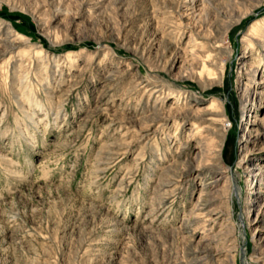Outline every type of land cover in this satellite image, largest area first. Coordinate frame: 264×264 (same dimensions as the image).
Listing matches in <instances>:
<instances>
[{
	"label": "rangeland",
	"instance_id": "374dc122",
	"mask_svg": "<svg viewBox=\"0 0 264 264\" xmlns=\"http://www.w3.org/2000/svg\"><path fill=\"white\" fill-rule=\"evenodd\" d=\"M151 1L0 0V18L29 39L0 56V264H195L197 244L211 264H264V46L243 41L264 19V0L231 29L224 78L207 89L179 77L190 53L160 60L165 46L144 42L171 18L172 0H158L149 15ZM187 30L174 35L182 47ZM169 60L174 66L163 68ZM170 90L226 107L224 162L206 174L229 175L232 188L214 194L210 236L194 211L202 180L193 172L203 160L188 137L192 121L181 129L170 121L147 138L139 129L152 112L178 106ZM177 153L176 169L193 174L172 184L163 176Z\"/></svg>",
	"mask_w": 264,
	"mask_h": 264
},
{
	"label": "bare ground",
	"instance_id": "6f19581e",
	"mask_svg": "<svg viewBox=\"0 0 264 264\" xmlns=\"http://www.w3.org/2000/svg\"><path fill=\"white\" fill-rule=\"evenodd\" d=\"M6 1L18 4L17 0ZM154 1L155 4L153 3ZM162 1L163 0H161V2ZM260 1L261 0H200V7L196 9L197 0H172L171 6H167V3L165 5L166 7H170L171 9H169V12L171 13L170 21L155 29L154 32L148 37L149 40H144V42H149V48H151L155 44V42H161V44L165 46L164 51L161 55L162 59L160 60H163L164 57L168 55L169 51H174V55L181 54V56L185 55L186 53H190L193 56H191L193 58L192 62L189 64L186 72L180 74L179 77L195 79L204 89L213 87L215 84L222 82L226 70L227 59L231 56L230 45L226 42L231 29L234 25L241 22L249 14L253 13L254 9L257 6V3ZM151 2L152 9L147 12L149 15L154 14L155 9H157L156 6L158 5V0H152ZM38 9V6H36L35 8L33 7L31 12L39 22V25L44 28L46 27V25H44L41 21V18L37 16L39 12ZM202 9L204 10V13L201 12ZM186 28L188 29L187 31H189L188 42L186 43L185 47H182L178 42V39L176 40L174 38V35H176L177 33L181 35V32H183ZM66 39L67 37L63 40L57 41L58 38H56V40L52 41L53 43H61ZM243 41L249 46L254 41H258L264 46L263 18L254 21L247 33L243 36ZM27 42H29V39H27L25 36L19 35V33L9 22L0 18V56L10 50H13L19 45H28ZM34 47H39L38 50H34L35 52H37V54L40 53L41 55V53H48V56H50V58L55 59L57 57V55H55L54 53H50L42 46ZM77 54L78 53L75 51H69L65 55L74 56ZM170 61L171 60L166 61L165 64L163 63V68L170 69V67L173 65V63H171ZM185 61H182V63H185ZM159 62L161 63L162 61ZM246 75L250 76L251 79L257 78L256 68L250 65L246 71ZM263 78L264 77H261V79ZM241 88L243 95L247 96L250 90L248 85H243ZM170 91L171 92L169 94L173 95L174 98H177L175 102H178V106L170 107L168 110L162 112H152V114L148 115L145 120L147 123L145 121H142L141 124H143H140L141 126H139V129L145 131L142 137L147 138L151 134H156L162 125H167L170 121H173L175 125L180 129L183 128V126H185L189 121H192L191 127L188 130V137L197 139L198 150L195 151V154L198 158L203 160L199 162L198 168L196 167L197 171L193 172L196 173L197 177H201L200 179L202 180V184L199 188V194L197 197L198 203L194 211L196 212L197 219L205 217L202 219L204 221L205 234H208L210 236L214 229L213 221L215 220L213 217L214 215L212 214L213 210L211 211L210 209L214 194L217 192H221L220 195H222V193L227 194L228 191H230L232 188L231 183H229L231 182L229 180V175H223L221 172H219L217 177L215 178L206 174L210 169H221L224 162L223 156L225 143L227 141V125L226 123L224 124V119L227 118L226 107L224 102L217 98H213L208 105H202L201 102L192 98V94L189 93V91ZM180 100H182L181 103ZM133 121H135L133 117L127 120L128 123H131ZM129 132H131V130H129ZM251 134H249L248 138H256L261 135L258 130L255 131V135ZM179 138L180 137L177 135L176 139ZM177 154L178 157H175L177 159L174 160V162L172 163L173 165L171 164L172 166L166 169L167 174H164V179L162 177L163 181L166 180L172 182V184H180L182 183V181H184L185 177H188L190 175L192 176L193 173L190 174L191 170L189 169L183 173H180L176 169V166L181 165V161L179 159L181 156L179 153ZM245 158V156H242L240 159V163H242ZM256 164V162L251 163V165H254V167L250 171L251 175L253 174L255 175V177L257 175V172L260 171L256 168ZM221 179L224 180L225 183L227 182V185L223 182V187L221 188L222 190L215 189L218 185V181ZM259 190L260 189L256 187V191L252 192V194H255L254 196H258L260 193ZM228 200L225 198L224 200L221 199L220 201H222L223 204H229ZM250 214L251 211L248 213V215ZM225 220H227V218ZM222 228L220 229L221 231L224 230ZM184 229H187V225L179 226L177 229H175V231L177 233H180L183 232ZM231 232H233V227L226 229L227 234H230ZM204 239L205 238H203L202 240ZM258 247H260V245H258ZM194 249L196 251H194ZM194 249L192 253L194 254L193 258L195 259V261L192 263H212L211 253L204 252V249H200L198 244ZM234 263L235 262H228L225 264ZM179 264L191 263L182 261Z\"/></svg>",
	"mask_w": 264,
	"mask_h": 264
}]
</instances>
